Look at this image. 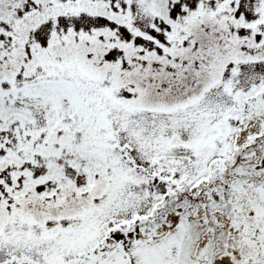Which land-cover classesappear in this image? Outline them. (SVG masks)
Returning a JSON list of instances; mask_svg holds the SVG:
<instances>
[{
    "label": "snow or ice",
    "instance_id": "obj_1",
    "mask_svg": "<svg viewBox=\"0 0 264 264\" xmlns=\"http://www.w3.org/2000/svg\"><path fill=\"white\" fill-rule=\"evenodd\" d=\"M0 264H264V0H0Z\"/></svg>",
    "mask_w": 264,
    "mask_h": 264
}]
</instances>
